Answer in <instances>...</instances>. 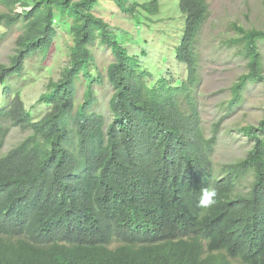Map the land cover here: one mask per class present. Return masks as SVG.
I'll return each mask as SVG.
<instances>
[{
  "label": "trees",
  "instance_id": "trees-1",
  "mask_svg": "<svg viewBox=\"0 0 264 264\" xmlns=\"http://www.w3.org/2000/svg\"><path fill=\"white\" fill-rule=\"evenodd\" d=\"M101 1L130 15L138 7L1 0L0 29L22 33L8 63L0 62V264H264V117L241 129L253 144L246 157L218 169L213 156L225 117L208 138L195 99L207 0H180L186 30L176 55L188 70L180 86L163 77L149 84L151 72L95 14ZM56 23L70 25L69 61L39 100L48 111L35 118L15 84L29 59L48 57ZM233 30L230 45L247 73L232 88L230 111L250 83H264V29ZM95 47L114 57L106 114L96 110L105 77ZM13 129L29 135L6 152ZM203 187L218 193L208 209L197 206Z\"/></svg>",
  "mask_w": 264,
  "mask_h": 264
},
{
  "label": "rangeland",
  "instance_id": "rangeland-1",
  "mask_svg": "<svg viewBox=\"0 0 264 264\" xmlns=\"http://www.w3.org/2000/svg\"><path fill=\"white\" fill-rule=\"evenodd\" d=\"M31 0H20V2ZM155 2L158 11H153ZM210 15L203 25L196 42L200 84L195 94L208 138L214 126L220 123L213 162L219 166L236 162L246 157L253 144L241 129L258 126L264 117V83H250L243 93V99L231 111L230 102L234 97L232 88L239 78L247 73L246 60L239 54V48L231 46L236 39L234 24L245 29H264V0H207ZM137 5L133 15L122 11L111 1H101L95 14L110 24L118 41L132 57L141 60L143 69L151 72L149 84L154 86L160 78H166L175 86L187 81V66L178 61L176 49L181 45L186 30V17L180 7V0H129V6ZM18 4L17 11H23ZM7 10L0 0V15ZM70 25L56 23L58 35L46 59L34 57L24 67L23 81L15 87L22 92L27 110L35 118H41L48 107L39 103L51 82H56L69 61V46L72 44ZM22 33L21 29H0V62L8 63L14 51V43ZM264 56V41L260 43ZM97 66L105 77V85L96 90L99 105L96 110L108 113L113 91L106 78L107 69L114 57L105 48H94ZM145 53V54H144ZM95 78L97 71L93 70ZM84 91H81L83 97ZM0 88V104L3 103ZM81 101V98L79 99ZM84 100L82 99L81 103ZM108 115V114H107ZM219 124V123H218ZM29 133L13 129L7 139L4 151H9ZM243 184L241 190H246Z\"/></svg>",
  "mask_w": 264,
  "mask_h": 264
},
{
  "label": "clouds",
  "instance_id": "clouds-1",
  "mask_svg": "<svg viewBox=\"0 0 264 264\" xmlns=\"http://www.w3.org/2000/svg\"><path fill=\"white\" fill-rule=\"evenodd\" d=\"M217 196L218 193L214 187H203L200 189V196L197 206L201 209H208L217 203Z\"/></svg>",
  "mask_w": 264,
  "mask_h": 264
}]
</instances>
